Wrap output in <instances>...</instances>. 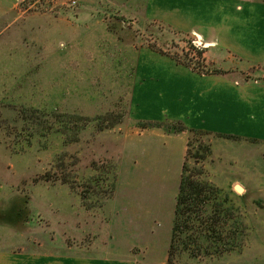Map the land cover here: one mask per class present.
I'll return each instance as SVG.
<instances>
[{"label":"rangeland","instance_id":"374dc122","mask_svg":"<svg viewBox=\"0 0 264 264\" xmlns=\"http://www.w3.org/2000/svg\"><path fill=\"white\" fill-rule=\"evenodd\" d=\"M186 5L0 0V247L56 249L62 240L80 248L105 246L113 229L104 191L130 182L128 165L121 163L129 155V128L161 124L130 117L144 49L155 45L189 58H199L194 46L205 49L207 64L226 71L209 78L224 108L228 100L239 109L247 85H264V65L214 42L209 27L187 26L192 9ZM163 120L185 123L167 115ZM207 132L195 136L198 153L187 155V173L218 186L226 206L234 204V221L242 219L247 229L245 243L196 258L179 252L167 264H264V139ZM57 174L91 187L89 208L68 184L45 181Z\"/></svg>","mask_w":264,"mask_h":264},{"label":"crops","instance_id":"0c3cea01","mask_svg":"<svg viewBox=\"0 0 264 264\" xmlns=\"http://www.w3.org/2000/svg\"><path fill=\"white\" fill-rule=\"evenodd\" d=\"M180 2L192 9L187 26L209 27L214 42L227 45L243 60L264 63L263 1ZM209 78L212 74L196 73L151 48L141 51L130 117L161 124L129 128V155L121 163L128 165L131 178L128 185H117L110 202L113 234L103 247L93 242L80 248L65 240L47 250L1 246L0 264H167L190 132L176 131L160 120L167 115L182 118L188 128L264 139V85L257 83L261 85L256 91L247 85L234 110L228 100L225 108L224 101L219 105L217 85L211 86ZM139 113H149L150 118L137 117Z\"/></svg>","mask_w":264,"mask_h":264},{"label":"trees","instance_id":"16d2710c","mask_svg":"<svg viewBox=\"0 0 264 264\" xmlns=\"http://www.w3.org/2000/svg\"><path fill=\"white\" fill-rule=\"evenodd\" d=\"M150 47L155 51L168 55L179 64L200 74H223L226 72L207 64L205 49L197 45L194 48L199 58L196 56L189 58L188 55L180 57L171 51L164 50L155 45ZM171 124L176 131L188 130L190 132L187 155L193 154L196 156L195 154L198 151L193 153L192 149L195 136L198 134H208L209 132L188 128L180 121ZM188 170L189 165L186 161L183 166L168 263L172 262L174 255L179 252H186L196 258L203 255L210 256L234 251L242 248L245 243L244 236L247 229L242 219L236 218L234 221V204L232 203L231 207L226 206L229 200H221L222 197L219 194H222V191L218 186L208 180L195 179V175L189 176ZM45 181L68 184L73 190L78 192L83 205L85 207L88 206L86 200L90 197L91 187H80L76 185L75 181H71L63 174L55 175L53 180L45 177ZM116 190V184L105 189L104 199L106 201L112 200L116 194ZM230 211L232 212L231 215ZM195 247L197 250H195Z\"/></svg>","mask_w":264,"mask_h":264},{"label":"water","instance_id":"95a60500","mask_svg":"<svg viewBox=\"0 0 264 264\" xmlns=\"http://www.w3.org/2000/svg\"><path fill=\"white\" fill-rule=\"evenodd\" d=\"M235 188H236L237 191H239V192H241V191L244 190L243 186H242V185H239V184H237V185L235 186Z\"/></svg>","mask_w":264,"mask_h":264}]
</instances>
